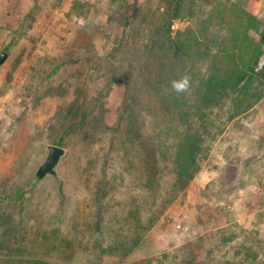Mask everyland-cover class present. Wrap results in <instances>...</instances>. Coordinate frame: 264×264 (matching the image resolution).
Segmentation results:
<instances>
[{
  "label": "rangeland",
  "instance_id": "374dc122",
  "mask_svg": "<svg viewBox=\"0 0 264 264\" xmlns=\"http://www.w3.org/2000/svg\"><path fill=\"white\" fill-rule=\"evenodd\" d=\"M168 1L0 0V264H264V80L201 100L210 76L239 61V25L264 71L247 17L264 27V0H186L172 38L194 42L181 62L158 34ZM183 76L190 87L176 93ZM129 109L160 152L190 122L204 132L201 170L162 214L174 167L144 188L121 145ZM50 145L66 154L38 180Z\"/></svg>",
  "mask_w": 264,
  "mask_h": 264
},
{
  "label": "trees",
  "instance_id": "16d2710c",
  "mask_svg": "<svg viewBox=\"0 0 264 264\" xmlns=\"http://www.w3.org/2000/svg\"><path fill=\"white\" fill-rule=\"evenodd\" d=\"M185 2L186 0H169L167 2L163 22L158 32L160 36H163L166 41L171 44L170 57L177 62H181L182 59L189 56L190 53L193 52V36L181 38V34L184 33L180 32V36H178L176 40L172 38L174 23L181 17ZM247 17L249 29L255 28L256 34H258L262 41L264 38V27L262 21L251 15H247ZM251 26L252 28H250ZM186 33H189V31ZM235 45L236 59H239V61L232 59L233 64L227 71L228 74L225 76H222L224 73H221L218 69L215 71L213 76H210L206 84V91L203 93V97L201 95L203 105L206 103H214L218 98L223 97L224 92L228 87H233L240 91V85L244 83V90L242 89L240 94H247L254 79L259 78V80H264V71L256 72L254 66L257 59L261 55V46L250 36V31L244 29L242 25H239L236 28ZM152 50L153 47L151 51ZM260 97L261 96L259 95L258 98ZM182 99L185 103L186 100L184 99V96H182ZM165 100L166 99H163L161 101V105L159 106L160 108L167 110L168 108L165 107V105H167ZM153 103L155 104L156 102ZM252 107L253 105L249 104L247 109ZM167 112L169 114V111ZM198 115H202V112ZM164 116L167 117L165 114H162V118H165ZM137 117L138 113L134 109L128 110L125 124L122 127L124 128V132L121 139V145L123 150L126 152L130 163L138 161V169L141 173L144 188L150 193H153V190L158 188L161 184V172L164 163L172 161L174 167L176 177L171 185L170 194H167V196L162 200L161 204L163 205L161 209H159L160 214H162L176 200L178 195L187 188L189 183L201 170L200 165L202 160L200 155H202L201 144L204 132L198 130L193 131V127L191 126L192 122H190L188 123L189 128H185L184 132L181 134V140L176 146L175 151L170 148H166L164 152H160L157 145L154 143V139L146 137L143 133V128L141 125L139 126ZM99 194L100 190H97L94 198L97 207L94 214L95 226L97 229L102 228L103 222L105 221V212L107 210L105 208L104 201H102L104 200V197ZM131 218L132 217L129 215L126 222H128ZM150 221H153V218H151ZM134 243L136 244L138 241H134ZM125 246V243L121 244L122 248ZM102 249V251L105 252L104 248ZM131 249L127 250L126 255L130 253Z\"/></svg>",
  "mask_w": 264,
  "mask_h": 264
},
{
  "label": "water",
  "instance_id": "95a60500",
  "mask_svg": "<svg viewBox=\"0 0 264 264\" xmlns=\"http://www.w3.org/2000/svg\"><path fill=\"white\" fill-rule=\"evenodd\" d=\"M7 56L8 55L6 53H2L0 55V66L4 64V62L7 59ZM47 150H48L47 158L36 172V178L38 180H42L48 175H55L57 166L59 165L61 159L66 154L65 149L55 145L48 146Z\"/></svg>",
  "mask_w": 264,
  "mask_h": 264
},
{
  "label": "clouds",
  "instance_id": "9594fccd",
  "mask_svg": "<svg viewBox=\"0 0 264 264\" xmlns=\"http://www.w3.org/2000/svg\"><path fill=\"white\" fill-rule=\"evenodd\" d=\"M190 87V81L188 76H183L179 80L172 82V89L176 93L186 92Z\"/></svg>",
  "mask_w": 264,
  "mask_h": 264
}]
</instances>
